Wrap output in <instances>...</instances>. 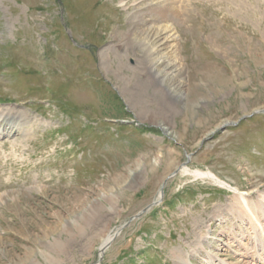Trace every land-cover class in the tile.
I'll list each match as a JSON object with an SVG mask.
<instances>
[{"label":"rangeland","instance_id":"374dc122","mask_svg":"<svg viewBox=\"0 0 264 264\" xmlns=\"http://www.w3.org/2000/svg\"><path fill=\"white\" fill-rule=\"evenodd\" d=\"M136 1L0 0V264H264V0H182L160 87Z\"/></svg>","mask_w":264,"mask_h":264},{"label":"bare ground","instance_id":"6f19581e","mask_svg":"<svg viewBox=\"0 0 264 264\" xmlns=\"http://www.w3.org/2000/svg\"><path fill=\"white\" fill-rule=\"evenodd\" d=\"M140 2L141 0H137L134 5H137ZM181 3L182 0H148L143 11L140 10V6H136L135 9L133 8L134 11L132 13L129 12L130 16L128 17L130 18L131 27L127 32H125V36H127V40L132 42L133 46L144 49V58L150 63L147 71L153 76L156 85L159 87L164 86V83L166 84V79L174 76V74L181 69V64L179 63L177 56V34L172 22L169 21L171 19H178L182 16L184 13V7ZM119 4L120 6L127 8L126 0H120ZM117 35L118 32H115L114 36L116 37ZM100 57L101 61H105L104 54L101 52L99 54V58ZM157 64H164L162 71L158 70ZM163 70L167 72L163 73ZM167 90L171 96L178 98L183 97L172 87H168ZM20 125L19 119H14L13 117H8L6 115H0V133H17L20 130H23ZM182 172L192 175L195 178L212 180V182L217 185H220L228 190L236 191V193L241 196V201L243 200L245 202L242 197L244 193L243 191L235 190L231 185L219 179L209 170H192L187 167H183ZM157 196L161 197V191L158 192ZM245 204V207H248L247 202H245ZM114 236L115 234L109 231L102 237L98 248L100 256L104 253Z\"/></svg>","mask_w":264,"mask_h":264},{"label":"water","instance_id":"95a60500","mask_svg":"<svg viewBox=\"0 0 264 264\" xmlns=\"http://www.w3.org/2000/svg\"><path fill=\"white\" fill-rule=\"evenodd\" d=\"M146 209H144L142 212H144Z\"/></svg>","mask_w":264,"mask_h":264}]
</instances>
